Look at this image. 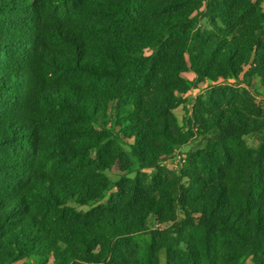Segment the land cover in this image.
Wrapping results in <instances>:
<instances>
[{"label": "trees", "instance_id": "1", "mask_svg": "<svg viewBox=\"0 0 264 264\" xmlns=\"http://www.w3.org/2000/svg\"><path fill=\"white\" fill-rule=\"evenodd\" d=\"M263 1L0 0V264H264Z\"/></svg>", "mask_w": 264, "mask_h": 264}, {"label": "rangeland", "instance_id": "2", "mask_svg": "<svg viewBox=\"0 0 264 264\" xmlns=\"http://www.w3.org/2000/svg\"><path fill=\"white\" fill-rule=\"evenodd\" d=\"M262 5L264 7V1L262 2ZM197 19H198L197 20L198 26H201V27L208 26L207 19L204 16L203 10L201 13L197 14ZM183 75L191 83H190L189 89L181 95L182 101L178 106H176L173 109V113L176 119L178 120L179 124L182 125L183 129L185 130L186 129V119H187V116H189L190 114L191 107L193 105L195 98L201 95L202 93H204V91H206V89L209 88V86H211L214 83L210 80L197 83L195 81L196 75L191 70L185 71ZM228 82L232 83L235 86H239L241 88H247L251 96H253L259 104L264 106V89L259 87V81L256 78V76L240 75L238 77V80L229 79ZM244 140L246 141L247 145L251 147L256 146L258 143V137L256 133H249V134L244 135ZM128 144H129L128 141L123 142L122 144V146L127 151H129ZM203 145H204V140L196 133H193L192 137L185 144L180 145L179 147L176 148L177 149L176 151L180 153V155H184L186 157L188 154L193 153L196 150L200 149ZM162 165L163 167H166L168 169L174 170L177 173H179L182 167L184 166V162L182 160L172 161L171 159H167L165 162L162 163ZM133 166L136 170H134L132 167L131 171L127 174V177H134L137 171L144 172L147 174H150L153 171L152 168H137L135 163H133ZM105 174L108 177V179L111 180L112 182H115L119 178L118 174H115L110 171H106ZM114 190H115V187H113L109 191H106L100 200L93 202L92 204L85 205V206H76V208L80 210H87L93 204L105 202L106 199L109 197V194L113 192ZM153 226H155V223L152 222L150 224V227L153 228ZM161 261H163L162 255H161ZM48 264H54V263L50 259Z\"/></svg>", "mask_w": 264, "mask_h": 264}, {"label": "built area", "instance_id": "3", "mask_svg": "<svg viewBox=\"0 0 264 264\" xmlns=\"http://www.w3.org/2000/svg\"><path fill=\"white\" fill-rule=\"evenodd\" d=\"M170 159L172 161L182 160V155H180L178 152H176Z\"/></svg>", "mask_w": 264, "mask_h": 264}]
</instances>
